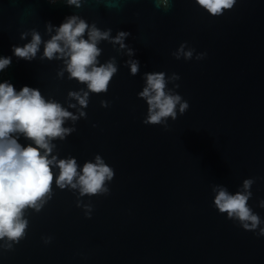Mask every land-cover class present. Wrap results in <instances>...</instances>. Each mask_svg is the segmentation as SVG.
Segmentation results:
<instances>
[{
    "label": "water",
    "instance_id": "95a60500",
    "mask_svg": "<svg viewBox=\"0 0 264 264\" xmlns=\"http://www.w3.org/2000/svg\"><path fill=\"white\" fill-rule=\"evenodd\" d=\"M73 16L88 25L84 39L107 33L97 66L116 71L104 91L71 76L68 56L44 55ZM34 34L36 54L16 55ZM0 57L10 59L0 82L38 89L72 114L49 157L74 158L78 173L100 157L113 172L102 190L82 193L60 187L50 166L49 191L22 209V235L0 237V264H264V0L216 14L198 0H0ZM150 73L164 74L183 113L178 103L175 118L148 122L140 93ZM221 188L248 196L255 228L218 209Z\"/></svg>",
    "mask_w": 264,
    "mask_h": 264
},
{
    "label": "clouds",
    "instance_id": "9594fccd",
    "mask_svg": "<svg viewBox=\"0 0 264 264\" xmlns=\"http://www.w3.org/2000/svg\"><path fill=\"white\" fill-rule=\"evenodd\" d=\"M211 13L216 14L224 8L232 7L234 0H198ZM77 3V0H69ZM88 25L77 17H69L63 22L51 40L45 45L44 55L51 58L55 53L69 57L67 67L71 76L87 82L88 88L100 92L107 89L111 76L116 67L109 63L97 66L99 49L97 41L107 37L96 29L88 32V39L83 34ZM126 33L121 32L115 39L121 41ZM41 43L38 34L33 35L32 41L23 48H15V54L30 58L34 56ZM185 55L190 56L188 52ZM10 64V59L0 57V70ZM138 70L137 64H132L133 74ZM73 95H76L73 93ZM147 99L149 105L148 122L159 123L162 118L176 116V105L179 103L180 112L188 108L187 102L180 103L179 95L165 92L163 73L147 75V86L140 93ZM87 93L84 97H77L81 105H85ZM72 114L63 109L58 103L46 101L40 91L24 85L16 90L8 81L0 82V237L18 238L22 235L26 221L20 219L22 209L26 206H37L36 202L50 189L53 171L50 166L58 165L60 171L56 176V183L60 187L71 184L80 186L82 193H96L102 190L105 179L113 175L110 167L105 165L100 157L96 162H85L81 172H77L74 158L60 159L49 157L52 151L50 139L63 137L70 131L61 125L64 118ZM74 118V117H73ZM22 132L34 141V144L22 146L12 133ZM41 149L43 152H41ZM76 182L73 183V178ZM250 181H245V188ZM248 196L237 192L228 193L221 188L216 195L215 203L221 212H227L229 217L235 216L244 223L245 228H255L259 218L252 214L246 204Z\"/></svg>",
    "mask_w": 264,
    "mask_h": 264
}]
</instances>
